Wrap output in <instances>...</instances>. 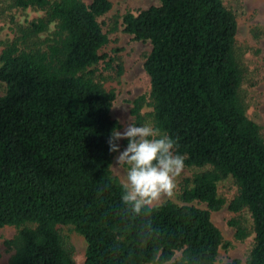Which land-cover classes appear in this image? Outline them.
I'll return each instance as SVG.
<instances>
[{"label":"trees","instance_id":"trees-1","mask_svg":"<svg viewBox=\"0 0 264 264\" xmlns=\"http://www.w3.org/2000/svg\"><path fill=\"white\" fill-rule=\"evenodd\" d=\"M11 2L43 13L16 24L0 56L7 86L0 97V230H18L8 243L11 264H75L61 226L87 242L84 264H153L157 248L164 256L181 253L174 264H217L224 238L212 213L224 208L251 214L248 264H264V138L240 99L239 24L223 0H159L123 16L124 32L152 46L145 70L153 125L177 141L185 167H210L185 182L179 203L157 207L151 219L158 235L147 245L138 237L142 218L119 215L122 189L111 171L118 152L108 139L121 126L103 74L121 72L118 49H108L99 22L111 1ZM144 102L133 109L139 125ZM229 177L238 194L226 202L218 186ZM232 226L238 240L247 237Z\"/></svg>","mask_w":264,"mask_h":264},{"label":"rangeland","instance_id":"rangeland-1","mask_svg":"<svg viewBox=\"0 0 264 264\" xmlns=\"http://www.w3.org/2000/svg\"><path fill=\"white\" fill-rule=\"evenodd\" d=\"M87 5L92 0H82ZM111 11L99 18L104 30L109 33V50L118 49L116 53L115 68L121 74L114 71L103 74L106 80L104 87L108 91H115L117 98L112 108V116L120 123L123 132L124 127L133 122L140 126L133 115L135 101L145 98L141 110L143 125L152 123L151 113V80L145 70L147 57L151 53L150 42L138 41L134 36L126 34L123 27V16L127 12L137 14L141 10L159 5V0H110ZM225 6L237 17L239 32L236 44V56L243 76V84L240 91V99L245 107L249 119L260 127L264 138V0H223ZM43 16L36 10H19L13 7L11 0H0V56L5 44L12 41L19 24L36 20ZM17 24V26H16ZM118 72V73H119ZM111 78H109V77ZM6 84L0 80V97L7 91ZM153 124V123H152ZM121 151L127 146V140H119ZM113 161L111 171L119 181L126 173V165H118L117 157ZM210 170L195 167H184L182 173L176 178V188L172 197H164L160 204L167 200L178 202L180 190L185 182L191 180L194 175ZM233 178L229 177L219 186L220 197L230 202L237 194L238 188ZM159 204V205H160ZM212 221L221 230L224 238V246L219 252L217 264H248L250 253L255 243V233L251 214L244 210L241 213H233L228 208L212 213ZM238 223L247 233V237L240 241L236 238V227L232 223ZM60 234L67 243V248L73 249L72 258L75 264H84L87 250V242L70 226L58 227ZM18 230L14 227H6L0 230V264H11L15 254L14 247L8 243L15 239ZM181 258L177 253L175 260Z\"/></svg>","mask_w":264,"mask_h":264},{"label":"clouds","instance_id":"clouds-1","mask_svg":"<svg viewBox=\"0 0 264 264\" xmlns=\"http://www.w3.org/2000/svg\"><path fill=\"white\" fill-rule=\"evenodd\" d=\"M125 139L128 144L121 151L117 141ZM108 144L111 153H120L117 164L127 165L120 180L122 212L119 215L130 220L142 218L138 237L142 245H147L158 235L151 216L164 197L173 196L185 158L175 153L177 141L151 122L140 126L130 122L123 132L113 128ZM174 261V256H164L159 248L153 254V264H174Z\"/></svg>","mask_w":264,"mask_h":264}]
</instances>
